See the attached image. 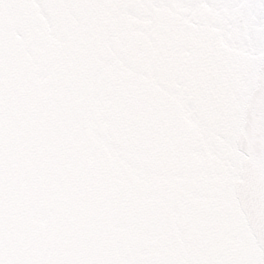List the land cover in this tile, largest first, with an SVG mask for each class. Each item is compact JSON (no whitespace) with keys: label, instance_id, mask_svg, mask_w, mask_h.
<instances>
[{"label":"snow or ice","instance_id":"obj_1","mask_svg":"<svg viewBox=\"0 0 264 264\" xmlns=\"http://www.w3.org/2000/svg\"><path fill=\"white\" fill-rule=\"evenodd\" d=\"M0 264H264V0H0Z\"/></svg>","mask_w":264,"mask_h":264}]
</instances>
